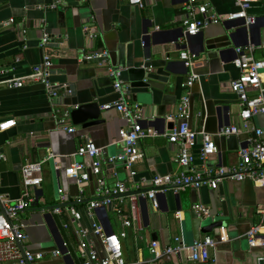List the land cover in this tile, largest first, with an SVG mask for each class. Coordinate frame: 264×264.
Returning a JSON list of instances; mask_svg holds the SVG:
<instances>
[{
  "label": "crops",
  "instance_id": "0c3cea01",
  "mask_svg": "<svg viewBox=\"0 0 264 264\" xmlns=\"http://www.w3.org/2000/svg\"><path fill=\"white\" fill-rule=\"evenodd\" d=\"M199 2L210 3L219 14L239 9L236 0ZM52 4L57 7L40 8ZM249 12L258 20L253 31L231 38L230 33L235 29L229 30L227 24L218 23L184 39L181 32L184 0H144L143 6L129 4L126 0H0V121L9 118L17 121L16 126L0 132V153L4 154L0 161V192L18 198L23 192L22 166L29 161L44 160L50 151L56 154V158L43 163L44 181L37 189L39 204L18 215L28 235L23 248L46 252L38 264H80L76 238L72 230L64 226L69 219L67 214H51L49 210L60 204V186L69 190V201L62 205L75 201L76 192L70 190L74 182L65 176L64 169L72 162L86 161L85 157L74 155L78 147L91 138L104 147L107 155L120 153L128 128L114 109L104 110L107 121L88 128L73 124L71 116L67 115L80 104L97 101L102 107L119 98L106 66H100L96 60H84V54L99 48L109 50L111 63L124 68L122 79L132 87V102L141 107L144 125L161 134L139 142L146 156L135 165L136 177H132L122 164L104 162L102 165L100 177L107 185L126 182L129 192L136 194L147 189L154 176L172 173L178 168L179 147L163 134L174 124L166 115L176 111L185 94L191 93L190 123L194 129L216 135L223 126L237 125L242 131L229 137L216 135L218 153L205 162L197 159V166L204 169L240 161L238 151L246 145L252 132L246 130L239 115V100L230 90L231 81L239 74L233 61L237 56L236 48L248 45L253 46L255 58L264 59V0L253 1ZM89 23L96 26L98 36L95 38H90L84 30ZM145 26L149 29L147 34L143 31ZM45 31L51 34V40L43 48L40 42ZM145 35H151L149 46L143 44ZM47 50L54 61L51 81L62 86L59 95L52 97L42 84L30 81L22 88H10L1 81L30 74L35 65L42 63ZM182 50L197 55L194 69L200 78L191 88L183 86L188 69L180 59ZM144 65L151 66L150 70ZM262 73L264 75V70ZM64 85L72 90L71 94L65 92ZM60 117L66 119L68 126L74 125L75 131L57 128ZM254 126L264 128V114L252 120L250 127ZM96 186L97 178L92 175L85 189L87 200L96 197ZM179 192L178 198L172 189L166 196L159 195L160 209L156 211L148 200H138V221L123 239L128 262L259 264L258 256L264 253V246L250 247L246 233L253 225H264V216L257 211L264 204V186L255 185L249 179L226 180L216 190L188 187ZM222 196L231 203L233 217L228 225L209 232L193 230L188 211L195 210L196 204H203L211 214ZM125 201L128 212L130 194L125 195ZM108 215L113 230L119 231L122 228L120 216L111 209ZM94 219L101 222L97 214ZM92 222L84 212L77 223L91 228ZM206 235L218 241L210 249V261H191L186 253L150 260L148 245L151 239L167 244L180 236L184 242L192 243ZM261 236L264 238V233ZM88 237L102 251L100 238L92 233ZM64 244L70 254H51L55 248H65Z\"/></svg>",
  "mask_w": 264,
  "mask_h": 264
},
{
  "label": "built area",
  "instance_id": "2783aa9c",
  "mask_svg": "<svg viewBox=\"0 0 264 264\" xmlns=\"http://www.w3.org/2000/svg\"><path fill=\"white\" fill-rule=\"evenodd\" d=\"M253 1L258 2L259 0H236L239 8L236 12L219 14L210 3L184 0V18L182 20L184 39L198 35L211 24L233 20H243L247 25L256 23L257 17L249 12ZM126 2L132 5H144V0H126ZM48 7L56 8L57 5L40 6L43 9ZM84 30L90 38L98 36L96 26L93 24H86ZM50 39L51 34L43 32L40 46L46 48ZM252 49L251 45L236 48L237 56L233 63L239 69V75L230 83L231 92L239 100L240 118L246 130L252 132V135L247 138L246 145H242L238 151L240 161L237 164L205 167L204 169L197 166V159L205 162L218 153L216 135L229 137L239 135L242 131L237 125L223 126L216 135L204 129H194L190 123L191 93L185 94L181 96L176 111L166 115V119L173 122L174 125L170 131L163 134L172 144L179 147L176 158L178 168L175 172L154 176L148 182L147 189L130 194V210L128 212L125 210V195L130 189L128 184L118 181L114 185H107L105 180L100 177L102 165L104 162L122 164L132 177H136L135 165L146 156L144 150L140 148L139 142L144 138L161 134L153 127L144 125L141 107L132 102V87L122 79L124 68L111 63L109 50L99 48L84 54V60H96L100 66H106L119 98L103 104L102 107L116 109L127 120L128 128L123 136L124 146L120 153L107 155L104 147L97 146L91 138H87L78 147L74 155L85 157L86 161L72 162L66 169L67 177L78 185V194L74 196L77 204L62 205L69 201V190L60 186L58 188L60 204L49 210L51 214H67L69 219L64 223V226L71 229L76 238L80 264H137L139 261L128 262L126 260L123 239L128 237V229L135 228L138 221L139 199L148 200L151 208L155 211L160 209L158 192L168 190L160 187L172 186L176 192L188 187L217 189L226 180L243 181L246 179L252 180L255 185L264 186V128L250 127L255 117L264 114V75L262 73L264 59L255 58ZM180 59L188 69L187 81L183 86L191 88L200 78L194 69L197 55L182 50ZM53 67V55L47 50L42 63L35 65L30 74L12 76L1 81L10 88H22L28 81L42 84L50 96L56 97L62 86L51 81ZM63 88L66 93H72L67 85H64ZM66 123V119L60 117L57 121V128L74 132L76 129L74 125L68 126ZM16 124L17 121L14 118L2 120L0 121V132L10 129ZM50 158H56L52 151L44 160L29 161L22 166L23 192L18 198L14 199L9 194L0 192V264H38L39 260L45 257L46 252H33L23 248V244L28 240V235L24 223L18 220V215L39 204L37 189L42 186L44 181L43 163ZM2 159H4V154L0 153V161ZM92 175L97 178L96 197L86 202L85 189ZM101 207H107L120 216L122 228L119 231L109 234L101 222L95 221V210ZM194 209L200 215H210L208 207L203 204L194 205ZM257 211L264 216V204ZM84 212L93 219L91 228L83 227L77 223L82 219ZM90 233L100 238L102 251L95 247L92 240H89ZM263 233V224L251 226L246 233L250 247L264 246V238L261 236ZM223 239L225 240V237ZM217 243L218 241L210 235L196 239L192 243H186L180 236H176L172 243L162 244L158 240H151L149 246L153 260L186 253L187 258L191 261L207 262L212 259L210 249ZM64 247L53 249L51 254L53 256L70 254L66 244ZM263 261L264 253L258 257L259 264Z\"/></svg>",
  "mask_w": 264,
  "mask_h": 264
},
{
  "label": "water",
  "instance_id": "95a60500",
  "mask_svg": "<svg viewBox=\"0 0 264 264\" xmlns=\"http://www.w3.org/2000/svg\"><path fill=\"white\" fill-rule=\"evenodd\" d=\"M238 22H239V20L223 22V23L227 24L226 27L229 30L235 29L234 31H232V33H230L231 38L234 35H237L238 33H243V32H246L248 30H250V31L254 30V27H255L254 24L255 23L247 25L244 21L242 23H238ZM143 31L147 34L149 32L148 26H145ZM181 32H182V35H183V28L181 29ZM150 40H151V35H145L143 37L144 46H149ZM144 67L146 69H150L151 66L144 65ZM139 68H141V66ZM223 109L226 110L227 108H223ZM104 110L109 111L111 109H104L103 107H101V105L97 101H91V102H87V103L75 106L74 108H72L69 111V113L67 115L71 116L73 124L81 125L82 128H88L90 126L98 125V124H101V123H104L105 121H107V118L105 117L106 111H104ZM114 110H116V109H114ZM116 112H118V111L116 110ZM124 120L127 123V120L126 119H124ZM97 146H100V145H97ZM100 147H102V146H100ZM67 167H65V169H64V174H65L66 177H67V175H66ZM160 188H166L168 190H170V189L173 190L172 186H163V187H160ZM70 190H74L76 193H75V195H74V193H72V195L76 196L78 194V185L76 183H74L73 185H71ZM144 190L145 189H143L142 191H144ZM166 192H158V196L159 195L166 196ZM131 193H134V192H129L128 191L126 193V195L131 194ZM180 194H181L180 192H176L175 193V197L176 198L180 197ZM90 200L91 199H88V200L86 199L85 201L88 202ZM76 204H77V201H72V202H69L67 204H63V206L76 205ZM214 210L215 211L211 212V214L208 215V216L200 215V214H198L196 212V210H192L194 213L192 211H188L190 222H191V226H192L193 230L194 229H198L201 232H209V231L214 230V228H218V227L220 228V227H223L225 225H228L229 219H231V217H233V215L231 213L230 200L229 199H225L224 196H222L221 199H220V202L216 203V208ZM95 211H96V214H97L98 218L100 219L101 223L103 224L104 228L106 229V231L109 234L113 233L114 230L112 228V225H111V222H110V219H109L108 208L107 207H101V208H97ZM155 238H156V236L153 235L152 239H155ZM151 240H149V242ZM148 250L150 252V246L149 245H148ZM150 254H151V252H150ZM152 258L153 257H152V254H151L150 255V260H153ZM261 264H264V261L261 262Z\"/></svg>",
  "mask_w": 264,
  "mask_h": 264
}]
</instances>
